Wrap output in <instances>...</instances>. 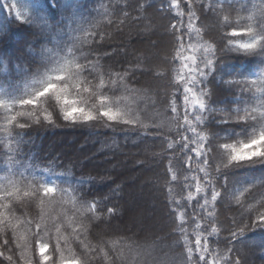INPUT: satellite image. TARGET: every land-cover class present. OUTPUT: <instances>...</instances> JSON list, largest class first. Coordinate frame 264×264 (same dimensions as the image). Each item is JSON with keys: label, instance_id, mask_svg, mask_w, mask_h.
<instances>
[{"label": "trees", "instance_id": "obj_1", "mask_svg": "<svg viewBox=\"0 0 264 264\" xmlns=\"http://www.w3.org/2000/svg\"><path fill=\"white\" fill-rule=\"evenodd\" d=\"M13 1L27 5L30 15L25 20L14 18L12 10L9 11ZM222 2L225 4L223 15H229L232 20L248 15L259 17L264 9V0ZM195 4V11L200 16V0H195ZM229 4L232 7H228ZM242 7L248 10L243 11ZM179 11H188L183 0ZM178 19L176 11L167 7V0H0V100L13 108L9 112L0 107V205H8L11 209L0 207V213L10 221L7 227L0 223V250L12 255L14 264H27L29 258L35 264L39 255L33 235L35 223L44 229L40 242L49 243L48 252L52 251L57 227L60 228L61 247L67 249L71 245L81 258H84L81 242L90 248L98 249L99 246L108 251V258L99 250L90 252V264H121V260L123 264H153V261L155 264H179L177 258L183 251L180 246L183 237L172 231L175 224L171 209L179 206V211L185 212L189 241L194 242L198 232H202L208 237L209 244L218 246L223 253L227 246L224 237L228 235L225 228L230 221L239 219L241 214L251 212L254 215L264 202V184L261 183L264 164L245 162L230 172L232 194L218 198L215 207L208 209L213 213V219L210 220L199 207L203 203L201 197L210 193L209 182L223 190L219 188V174L207 168L194 150L189 151L201 146L200 138L186 132L189 144L187 148H181L175 119L169 112L174 93L177 105L183 103L182 88L177 91L175 82L177 72L185 70L178 60H173L175 39L168 31ZM221 21L222 16L209 12L197 21L196 27L201 29L202 38L194 35L189 41L194 49L184 53L193 57L189 67H194L206 56L211 58L210 52H205L208 45H213L219 55L220 33L230 32L223 28ZM223 46L228 57L242 55L227 51L235 47L227 40L223 41ZM84 57L105 73H122L125 68L136 65L150 69L146 73L137 72L135 80L124 82L129 91H124L123 87L116 91L120 87L118 83L112 85V91L103 93L109 97L110 107L124 111L125 118L138 121L135 127L104 117L87 123L64 121L63 101L51 94L42 98L35 109H20L19 105L12 104L33 93L30 85L36 76L53 72L58 63L64 66L65 62L76 72L75 65L83 64ZM228 64L249 73L250 80H257L253 86V99L247 106L258 108L255 97L259 93L255 89L264 86V81L259 79L264 66L254 63L251 58L229 59ZM156 73L161 75L156 76ZM104 79L107 84V76ZM221 79L240 77H217V81ZM85 80L89 83H84ZM77 84L83 88L92 87L95 94L98 89L93 86L98 85V81L86 74L75 76L67 81L65 93L67 101L94 110L93 96L78 91ZM31 87L37 90L42 86L32 84ZM208 87L211 89L212 84ZM222 87L226 101H231L235 99L231 93L238 94L240 86L225 84ZM236 106L233 104V109ZM212 107L217 109L214 114L217 119L235 121V113L228 114L226 103ZM19 110L36 111L41 117L46 110L53 115L55 123L49 124L43 118L36 123L32 117H17L9 125L7 118ZM199 115L191 110V123L200 136L210 137V130L194 118ZM21 123L27 126L20 128ZM157 128L163 136L155 135ZM216 128L221 136L230 138L220 140L219 144L238 146L252 133L251 126L243 123L216 125ZM202 146L207 149L208 141H203ZM225 156L221 149V159ZM221 159L216 160L217 165L221 164ZM169 166L172 172L168 171ZM173 172L175 181L171 179ZM46 183L56 186L58 191L44 197L42 189H38ZM167 188H171V192ZM14 189L18 190L17 196L11 199L2 196L5 191ZM245 189L251 190L245 192ZM235 197H239L242 204H236ZM105 199L106 207H118V218L100 211L90 217L88 204ZM173 200L175 204L171 203ZM146 215L142 221L141 217ZM153 223L159 225L151 227ZM197 223L201 225L200 229H197ZM209 225L219 231L208 236ZM65 237L67 244L63 243ZM3 239L8 240L7 248L2 247ZM245 239L264 241V229L247 232ZM214 241L220 243L216 245ZM246 252V258L241 255L242 264H264V250L256 248ZM68 255L66 250L65 256ZM0 264L8 262L0 257Z\"/></svg>", "mask_w": 264, "mask_h": 264}, {"label": "snow or ice", "instance_id": "obj_2", "mask_svg": "<svg viewBox=\"0 0 264 264\" xmlns=\"http://www.w3.org/2000/svg\"><path fill=\"white\" fill-rule=\"evenodd\" d=\"M183 3L187 6L188 11H179L181 8V0H167V7L171 10L176 11V15L179 19L173 22L168 31L172 32L175 45L176 53L173 60H178L185 71H178L176 76V90L180 91L182 88V105L178 106L175 99V93L173 98L169 102V112L173 115L176 123V134L180 136L181 148H187L189 144V137L185 135L186 132H191L192 135L197 136L201 140V146L195 149H189V151H195L199 157H202V163L212 169V171L219 174L220 182L218 190L216 184L209 182L210 193L206 192L203 199V203L199 205L201 211L206 212L208 218L213 219V213L208 211L210 208H214L218 198H226L232 194L230 185V172L232 169L242 166L243 163L251 164H264V86L256 88L255 92L259 93V96L255 97L259 107L250 109L247 105L253 99V86L256 85L257 80H250L249 73L241 72L238 69L232 68L228 64L229 59H244L251 58L254 63L264 66V9H261L259 17L254 15H248L244 17H237L235 20L230 19L229 15H223L225 11V4L222 0H200L199 11L200 16L197 15L195 8V0H183ZM251 3V0H249ZM163 7V6H162ZM228 7H232L231 4ZM243 11H247V7H242ZM216 13L218 16H222L223 28L230 29V32L220 33V44L219 55L213 45H208L205 52H210L211 58L205 57L200 63L195 64L194 67H189V62L193 61L192 56H187L184 53L191 49L189 41L193 39V36L202 38L201 29L196 27L197 21L201 20L204 13ZM127 16V13H124ZM186 21V23H185ZM241 21H244L243 23ZM92 35V34H90ZM227 40L230 44H235L234 48L228 49L227 51H234L242 55L236 57H228L223 46V41ZM107 55V53L105 54ZM84 63H77L75 65L76 72L72 71L70 66H62L54 69L55 75H50L43 82L42 87L35 90L27 98L20 99L19 101L12 102L13 105H19L20 109L39 107L42 98L48 97L50 94L54 95L57 100L63 101L61 106L62 118L64 121L72 122L73 124L82 122L87 123L95 121L99 117L107 118L108 121H117L124 126L135 127L138 124L136 119L125 118L126 113L118 108L109 106V97L103 94L105 91H112V85L119 83L120 87L116 89L119 91L123 87L124 91H129L124 87V82L128 79L135 80L137 77L135 73H146L149 72L148 68H141L139 65L135 67H128L123 72H103L100 67L93 64L87 57H84ZM88 75L98 81V85H94L98 91L93 94L92 87L83 88L82 85L77 84L75 88L78 91L87 92L93 96L96 101L94 110L92 108L79 107L75 102L69 103L64 99L65 93H67V81L73 79L75 76ZM156 76H160L161 73H156ZM104 76H107L108 83H105ZM229 76V77H240V79H229L217 81V77ZM211 77V79H209ZM259 79L264 81V71L261 72ZM84 83H89L85 80ZM212 84V88L209 89L208 85ZM217 84L221 85L217 87ZM239 85L238 94L236 92L231 93L235 97L234 100L226 101V93L223 89V85ZM198 91V94H197ZM226 103L228 114L231 116L235 113V121L227 119H217L215 113L217 109L213 108L212 105ZM237 105L234 109L232 105ZM0 107L6 108L9 112L13 111V108L8 102L0 100ZM195 110L199 112L198 117H194L199 120L201 124H204L211 132V136H200L197 132L196 127L192 125L190 120V111ZM241 111L243 114H241ZM17 117H32L36 123H40L41 118L48 121L49 124H54L53 115L48 113L46 110L41 115H37L36 111H16L15 115H10L8 119L9 125L13 124L17 120ZM243 123L251 126L252 133L251 137L246 142H240L236 144L223 143L219 144L220 140L229 138L220 135L216 125ZM20 128H25L26 124H19ZM111 127V125H109ZM123 130V129H121ZM155 135L163 136L160 129L157 128ZM230 139V138H229ZM208 141V147L205 149L202 146L203 141ZM219 144V146H217ZM168 147L171 148L172 144L169 143ZM226 153V156L221 159L220 150ZM221 159V164L217 165L216 160ZM211 160V163L209 161ZM223 169V170H222ZM199 170V169H198ZM172 172L171 166L168 169ZM210 175L211 173H205ZM173 181L176 180V175L173 172L171 175ZM264 184V180L261 181ZM255 185H253L254 187ZM42 189L43 196L48 197L58 191L56 186L50 183H46L40 186L38 191ZM251 189H245V192H249ZM60 191H64L60 189ZM168 192H171V188H167ZM196 191L199 193L200 188L197 185ZM18 190L5 191L2 196L7 199H11L17 196ZM25 196L28 193H24ZM210 195V199L208 198ZM243 196L244 193H241ZM188 199H192L191 193H189ZM43 202V200L41 201ZM171 203L175 204L176 201ZM236 204H242L239 197H235ZM107 200L97 201L94 200L87 206V212L91 216H95L97 211L106 212L108 216L118 218L119 209L118 207H106ZM11 211L8 205H0ZM170 207V205H169ZM264 202H261L258 209L255 210L253 215L249 212L247 215L241 214L239 219L233 218L225 231L228 233L224 237V243L227 245L223 249V253L218 246H212L208 242L202 232H198L195 241H189L187 229L185 227L187 220L185 212L179 211L177 208L171 209V216L175 227L172 229L178 237H183V244L180 245L183 251L178 256L179 264H242L241 255L247 256V252H250L256 248L264 250V241H249L245 239L247 232L255 229H264ZM178 221V223L176 222ZM0 223H4L5 227L10 224L5 214L0 213ZM34 240L38 246L39 255L35 259V264H90L91 257L88 255L90 252H96L99 250L100 254L108 258V251L103 247L90 248L89 245L81 242L84 250V258L77 256L71 245L67 249L61 247L60 228H56V238L52 242V251L48 252L50 245L49 243L40 242L41 233L44 231L41 224L35 223L33 225ZM197 229H200L201 225L196 224ZM210 231L208 236L216 234L219 230L211 225L208 226ZM2 231V230H0ZM75 231V229H74ZM205 231H208L206 228ZM51 240V237H49ZM78 239V237H77ZM179 243V240L177 241ZM63 243L67 244V237L63 239ZM214 244L218 245L219 241H214ZM2 247H8V240L3 239ZM137 248L140 246L137 245ZM69 253L65 256V251ZM11 251V249H9ZM239 253V254H237ZM0 257H3L8 264H14L13 256L6 255L5 251L0 250ZM27 264H33V259L29 258ZM121 264H123L121 260ZM147 264V262H145ZM153 264L155 262L153 261Z\"/></svg>", "mask_w": 264, "mask_h": 264}, {"label": "rangeland", "instance_id": "obj_3", "mask_svg": "<svg viewBox=\"0 0 264 264\" xmlns=\"http://www.w3.org/2000/svg\"><path fill=\"white\" fill-rule=\"evenodd\" d=\"M10 10H12L11 11L12 15L16 19L25 20L30 15L29 9H28L27 5H25L24 2L23 3H19L17 1H13L11 6L9 7V11ZM47 59H49V57ZM65 65L69 66V63L65 62L64 66ZM62 66H63L62 63L61 64L58 63L57 68L62 67ZM57 68H55V69H57ZM50 75H55V72L54 71L50 72V73L46 72L45 75L43 74V76H41V77H37L36 76L34 79L31 80V82H32L33 85L42 86L43 82ZM32 84L30 85V88L34 92V90H36V89L34 87H31ZM1 93H2V88L0 87V95H1ZM64 99L67 100L68 99L67 96H64ZM68 102L71 103V101H68ZM145 217H147V215L146 216H142L141 220L144 221L146 219ZM158 225H159L158 223H153V225H151V227H153V226L157 227Z\"/></svg>", "mask_w": 264, "mask_h": 264}]
</instances>
